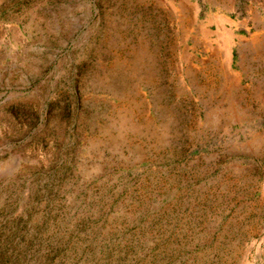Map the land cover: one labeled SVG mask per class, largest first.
<instances>
[{"label":"rangeland","instance_id":"1","mask_svg":"<svg viewBox=\"0 0 264 264\" xmlns=\"http://www.w3.org/2000/svg\"><path fill=\"white\" fill-rule=\"evenodd\" d=\"M0 264H264V0H0Z\"/></svg>","mask_w":264,"mask_h":264},{"label":"bare ground","instance_id":"2","mask_svg":"<svg viewBox=\"0 0 264 264\" xmlns=\"http://www.w3.org/2000/svg\"><path fill=\"white\" fill-rule=\"evenodd\" d=\"M219 22L221 23V24H223V22H224V20L222 19V18H219ZM225 39V38H224ZM224 44H226V48H225V57H226V66H227V68L229 67V64H230V50H229V45H230V42H229V40H228V38H227V40H226V42L224 43ZM224 50V49H223Z\"/></svg>","mask_w":264,"mask_h":264}]
</instances>
